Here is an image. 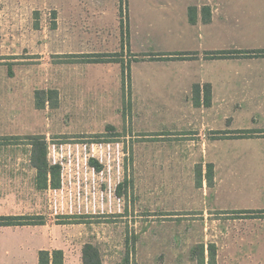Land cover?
<instances>
[{
    "label": "rangeland",
    "instance_id": "374dc122",
    "mask_svg": "<svg viewBox=\"0 0 264 264\" xmlns=\"http://www.w3.org/2000/svg\"><path fill=\"white\" fill-rule=\"evenodd\" d=\"M63 2L0 0V216L44 222L0 227V264H37L39 251L53 250L64 264H82L86 244L102 264H204L202 245L191 244L200 237L166 246L154 230L200 235L206 165L169 151L179 133L164 131L166 111L146 119L133 108L121 65L89 58L104 49L101 31L81 30ZM107 50L112 61L130 63L127 49ZM34 138L60 167L56 190L35 187ZM238 257L264 264V252Z\"/></svg>",
    "mask_w": 264,
    "mask_h": 264
},
{
    "label": "crops",
    "instance_id": "0c3cea01",
    "mask_svg": "<svg viewBox=\"0 0 264 264\" xmlns=\"http://www.w3.org/2000/svg\"><path fill=\"white\" fill-rule=\"evenodd\" d=\"M62 6L81 30L101 31L95 35L96 44L104 49L96 54L107 53L110 46L114 51L121 48L124 20L128 52L123 51L131 59L133 108L146 111V119L152 110L166 111L162 118L171 130H163L179 133L175 143L169 142V151L213 165L212 186L206 188L202 182L200 187L206 189L200 235L162 225L154 230L166 239L162 244L170 246L175 237L182 244L200 237L191 244L202 245L204 264L208 245L214 247L213 264H241L238 255L264 252V213L255 219L235 214L264 211V57L209 58L215 53L264 50V0H123L122 17L120 0H64ZM158 56L162 59H149ZM195 86L200 89L194 98ZM206 86L211 92L209 107L203 105ZM237 131L263 134L212 138L215 132ZM208 213H217V218L209 220L213 215Z\"/></svg>",
    "mask_w": 264,
    "mask_h": 264
},
{
    "label": "trees",
    "instance_id": "16d2710c",
    "mask_svg": "<svg viewBox=\"0 0 264 264\" xmlns=\"http://www.w3.org/2000/svg\"><path fill=\"white\" fill-rule=\"evenodd\" d=\"M123 0H120V15H123ZM190 23H193V15L190 10L188 13ZM121 32V48H125V30L123 23H120ZM235 57H264V50L258 52H231V53H215L209 56L210 59H228ZM89 58L92 59V63H119L122 67V73H126V79L130 80L129 75V63L127 65L123 62L112 61L110 55L95 54L90 55ZM176 59H183L181 55H177ZM149 59H162L161 56L149 57ZM199 86L193 88L194 98L198 96ZM211 102V92L210 87L206 86L203 89V105L204 107H209ZM263 132L260 131H237L231 133L225 132H215L212 133L213 140L220 139H251L254 137L262 136ZM31 154H30V164L35 170V187L39 191L52 189L56 190L60 186V167L58 165H49L47 162V149L46 143L43 140L32 139L31 143ZM201 180V171L197 173ZM206 181L208 187L213 184V165H206ZM201 185V181L199 182ZM264 211L258 212H238L237 214L242 219H255L259 218L260 214ZM44 222L41 217H31V216H0V227H25V226H42ZM207 252L209 255V261L214 262V247L212 245L207 247ZM37 264H64L63 253L61 250L49 251H39L37 254ZM82 264H102L98 250L90 245H84L82 249Z\"/></svg>",
    "mask_w": 264,
    "mask_h": 264
}]
</instances>
